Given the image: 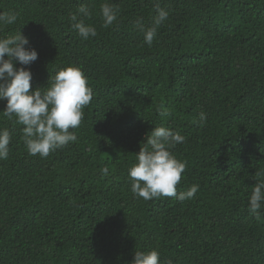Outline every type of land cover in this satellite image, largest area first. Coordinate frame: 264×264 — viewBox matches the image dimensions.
<instances>
[{
  "label": "trees",
  "instance_id": "trees-1",
  "mask_svg": "<svg viewBox=\"0 0 264 264\" xmlns=\"http://www.w3.org/2000/svg\"><path fill=\"white\" fill-rule=\"evenodd\" d=\"M104 3L119 9L108 27ZM157 4L169 15L149 46ZM81 5L87 40L72 27ZM0 12L18 17L0 38L19 31L38 53L14 65L30 91L78 67L94 93L76 140L45 158L0 115V264H133L151 250L160 264H264V206L248 211L264 181V0H0ZM158 126L185 137L170 151L186 165L177 192L199 185L189 200L131 192L128 169Z\"/></svg>",
  "mask_w": 264,
  "mask_h": 264
},
{
  "label": "clouds",
  "instance_id": "clouds-1",
  "mask_svg": "<svg viewBox=\"0 0 264 264\" xmlns=\"http://www.w3.org/2000/svg\"><path fill=\"white\" fill-rule=\"evenodd\" d=\"M119 9L112 3L100 6L103 26L112 25L118 17ZM91 11L86 5L77 9V14L71 16L72 27L79 37L87 40L95 37L97 32L93 26L86 25L78 16L90 17ZM168 11L155 6L152 25L143 29L144 43L151 45L157 29L168 18ZM15 13L0 12V28L17 22ZM29 41L19 31L6 38H0V101H6V106L0 115L23 125L22 140L30 156L47 157L69 142H74L76 136L73 129L80 126L83 118L82 109L87 106L94 95L87 86V79L78 67L61 69L48 80L47 86L30 91L32 74L25 67H14L15 64L28 66L35 62L38 53L25 47ZM43 89V91L41 90ZM167 116L166 110L161 113ZM201 123L206 121L205 113L199 114ZM10 132L0 129V160L8 158ZM185 141L179 132L168 127L158 126L151 130L146 144L135 155V163L128 169V180L131 182V192L144 200L160 197H175L183 202L194 197L199 185H192L186 192H177L185 163L178 161L170 149ZM107 173V169L102 170ZM264 206V181L256 183L248 199V211L260 218L259 210ZM133 264H160L159 253L156 250L148 252L136 251Z\"/></svg>",
  "mask_w": 264,
  "mask_h": 264
}]
</instances>
